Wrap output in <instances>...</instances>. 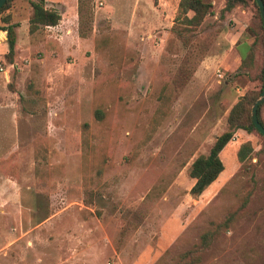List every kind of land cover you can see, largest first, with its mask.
<instances>
[{"label": "rangeland", "instance_id": "1", "mask_svg": "<svg viewBox=\"0 0 264 264\" xmlns=\"http://www.w3.org/2000/svg\"><path fill=\"white\" fill-rule=\"evenodd\" d=\"M29 1L1 14L17 28L13 65L0 59V264H181L213 230L197 264H264L261 136L234 130L199 196L188 175L236 101L259 97L252 3L203 0L191 31L179 0H45L60 20L29 33Z\"/></svg>", "mask_w": 264, "mask_h": 264}, {"label": "trees", "instance_id": "2", "mask_svg": "<svg viewBox=\"0 0 264 264\" xmlns=\"http://www.w3.org/2000/svg\"><path fill=\"white\" fill-rule=\"evenodd\" d=\"M250 1L254 6L255 10L253 13L252 24L253 27H248L247 30L252 33L255 39H257L261 45L262 49V68L260 72V90L263 86L264 79V27L261 22L258 10L255 6L254 0H225L223 10L229 12L234 7L245 6L246 2ZM263 5H264V0ZM12 0H6L3 5L0 7V31L5 32V43L7 46L6 53L1 57V60L4 61L7 65H13V57L16 44V24H10V16L1 17V14L7 10L9 4ZM45 0H30V17L28 19V32L33 33L40 27H54L57 25L60 20V16L56 11L46 9L44 7ZM211 3L204 2L203 0H179L177 4V13L174 18V23L179 26L180 29L186 30H195L203 22L204 18L211 14ZM177 26H174L177 27ZM252 58L251 52L248 50L244 56L241 58L240 68H249L250 61ZM1 63V61H0ZM259 90V92H260ZM257 94L255 93H246L241 96L236 103L230 108L226 116V125L227 130L221 133L214 140L212 146L210 147L207 155H200L196 157L189 166L188 175L193 180V184L189 190V194L192 196H199L204 190H206L222 172L223 166L219 160V153L223 147L232 139V133L234 130H242L246 133L256 132L254 126L250 120V107L253 102L256 100ZM264 106V102L260 104L256 109V117L258 123L264 128V122L261 119V108ZM94 118L96 121H101L103 113L101 110L96 109L94 111ZM86 124H83V128L86 130ZM262 138V137H261ZM84 145V156H83V165H84V176L87 172L90 171L87 161L89 158H92L93 147H87V141L83 139ZM262 148L264 149V139L262 138ZM252 149L249 143H243L239 146L236 151V161L241 164L251 153ZM86 153H89L86 155ZM91 165V163H90ZM101 169L97 167L95 169V175H99ZM226 220L222 225L226 224ZM215 237V232L207 231L200 237L199 249H190L185 251L180 256L181 264H197L198 262V252L205 249L208 244Z\"/></svg>", "mask_w": 264, "mask_h": 264}, {"label": "water", "instance_id": "3", "mask_svg": "<svg viewBox=\"0 0 264 264\" xmlns=\"http://www.w3.org/2000/svg\"><path fill=\"white\" fill-rule=\"evenodd\" d=\"M6 0H0V7L3 5V3ZM255 6L258 10L261 22L264 27V5L262 0H254ZM264 102V79H263V86L260 91L259 97L257 100H255L250 108V120L252 125L254 126L256 132L264 139V128L258 123L257 117H256V109L257 107Z\"/></svg>", "mask_w": 264, "mask_h": 264}, {"label": "crops", "instance_id": "4", "mask_svg": "<svg viewBox=\"0 0 264 264\" xmlns=\"http://www.w3.org/2000/svg\"><path fill=\"white\" fill-rule=\"evenodd\" d=\"M1 34H3V39H0V59L1 57L6 53L7 51V46L5 43V34L0 31Z\"/></svg>", "mask_w": 264, "mask_h": 264}, {"label": "built area", "instance_id": "5", "mask_svg": "<svg viewBox=\"0 0 264 264\" xmlns=\"http://www.w3.org/2000/svg\"><path fill=\"white\" fill-rule=\"evenodd\" d=\"M0 70H1V69H0ZM3 74H4L5 78L7 79V73H6V72H4Z\"/></svg>", "mask_w": 264, "mask_h": 264}, {"label": "bare ground", "instance_id": "6", "mask_svg": "<svg viewBox=\"0 0 264 264\" xmlns=\"http://www.w3.org/2000/svg\"><path fill=\"white\" fill-rule=\"evenodd\" d=\"M1 37H2V34L0 35V39H1ZM3 39V38H2Z\"/></svg>", "mask_w": 264, "mask_h": 264}]
</instances>
